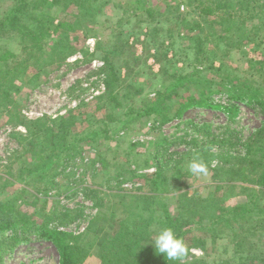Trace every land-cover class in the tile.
I'll list each match as a JSON object with an SVG mask.
<instances>
[{
  "label": "rangeland",
  "instance_id": "rangeland-1",
  "mask_svg": "<svg viewBox=\"0 0 264 264\" xmlns=\"http://www.w3.org/2000/svg\"><path fill=\"white\" fill-rule=\"evenodd\" d=\"M11 3L0 0V14ZM202 3L208 0L63 1L50 9L54 26L64 23L46 46L59 42L61 53L35 46L31 50L32 42L22 32L8 30L0 36V56L13 51L9 59L27 62L14 75L20 87L14 96L26 118H48L50 123L81 106L82 126L105 124L111 129L98 140L82 142L84 152L64 166L55 182L46 177L31 186L16 173L22 147L15 133L27 129L0 105V199L11 196L8 184L29 187L35 196L21 199V210L38 226L78 236L88 253L82 264L103 263L98 237L124 217L123 198L142 194L157 196L174 215L192 217L194 234L205 239L204 246L177 260L182 264L200 259L241 264L236 233L247 252L255 244L247 264H264L263 216L253 228L252 223L242 225L251 221L242 214L217 224L215 206L186 202L187 196H217L218 208L255 201L264 212L262 167L242 170L262 155L248 153L247 143L264 125V107L259 100L234 98L235 83L226 79L247 78L259 86L264 82V0H222L224 6L211 16L202 15ZM229 13L242 17L231 25ZM12 76L6 74L7 80ZM166 88H172L166 101L174 111L186 102L202 107H191L168 122L144 114L145 104ZM260 141L264 139L256 134L252 143L259 146ZM194 157L207 165L206 176L189 171ZM165 160L170 163L162 172L167 182L160 181L157 189L153 173L159 170L158 161ZM217 185L223 186L216 190ZM162 209L153 210V233L162 228ZM41 233L29 230L11 241L10 231L0 232V243L7 244L0 250V264H60L58 248Z\"/></svg>",
  "mask_w": 264,
  "mask_h": 264
},
{
  "label": "trees",
  "instance_id": "trees-1",
  "mask_svg": "<svg viewBox=\"0 0 264 264\" xmlns=\"http://www.w3.org/2000/svg\"><path fill=\"white\" fill-rule=\"evenodd\" d=\"M67 0H12V3L8 5L5 11L0 14V36L8 30L22 32L25 37H28L32 42L29 47L31 50L37 47L38 49L54 53H61L63 50L61 43L55 42L52 46H47V40L51 37L54 29L61 26H54L55 20L50 15V9L55 5H59ZM94 3L101 0H90ZM252 0H249V2ZM257 0H253L256 2ZM106 2V1H105ZM224 6L222 0H208V3H202L201 13L205 16H211L216 14ZM248 7V5H245ZM238 13V11H237ZM235 15L229 13V24H235L238 22L241 15ZM48 15L50 19L48 20ZM67 25L66 23L62 26ZM5 32V33H6ZM232 32V29H229ZM199 56L203 52L201 44L198 45ZM32 52V51H31ZM52 53L50 55H52ZM13 51H7L4 55L0 56V105L4 108L3 113L9 115V118L16 117L18 121L16 124H23L27 132H16L15 137L18 138L22 147L20 154V167L17 168V175H19L21 181L29 183L31 186L35 180H42L49 177L52 182H55L58 175L64 170V166L69 163L74 156L83 151V147L79 148L82 142L87 140H98L102 136L109 135L111 129L109 126L103 125H89L87 127L82 126V120L84 113L80 110L81 106L71 111L67 115L61 116L57 119L47 122L48 118L41 119H28L20 110V103L15 98L14 94L18 92L19 86L16 84L14 75H17L22 70V66L26 63L22 61H12L10 56H15ZM67 54L64 55L63 59ZM14 62V64H13ZM44 61H41L42 64ZM264 65V62H263ZM6 74L13 75V78L7 80ZM229 78V79H228ZM227 80L233 84L231 91L234 92L233 97L240 99H254L258 104L264 107V82L263 84L256 85L253 81L247 78L231 77L227 76ZM172 88H166L165 91L159 92L158 96L145 104L144 114L157 115L163 118V122H168L173 117H182L183 113L191 107H202L199 103L186 102L184 105L180 104L173 110V106L167 103L166 99L170 96ZM108 93L100 96L99 98L107 96ZM264 111V108H263ZM143 112V111H140ZM141 115V113H140ZM9 119V120H10ZM78 124L80 127L78 128ZM258 139H264V125L257 129ZM253 134V138H250L247 143L248 153H260L258 159L255 156L250 160V163L242 168L243 173L248 170L249 165L257 164L262 167L261 189L264 186V142L261 145L252 143L256 135ZM250 156V155H249ZM160 160V159H159ZM165 161H158L159 170L153 175L154 187L158 189L160 181L167 182L166 178H163L162 172L164 171ZM60 165V166H59ZM255 167V165H254ZM256 168V167H255ZM18 177V178H19ZM6 185V188H11L9 194L11 196L5 199H0V232L10 231L12 233V239L17 238L18 234L22 236L27 234L29 230L42 231L41 235L47 236L58 248L60 252V264H82L83 256L85 253L84 246L80 243L78 236H73L70 233L60 232L57 230H51L46 225L38 226L37 223L31 220V215L22 211L18 202L22 199L23 202H27L26 195L32 194L29 187L22 188L21 190L11 183ZM223 185H217L216 190H220ZM34 188V187H32ZM6 190V189H5ZM3 191L0 192V196ZM257 194V193H256ZM142 195H130V198H123L121 204L124 209V217L116 221V225L111 229L104 232L103 235L98 237L99 258L103 263L101 264H182L180 261L172 260L167 261L163 255H158L151 243L159 232L166 228H171L176 236L182 239L188 249V253L191 248L196 246H204L205 239L203 237H197L190 225L193 223L192 217H186L183 213L174 215L169 206L161 201L157 196L155 199L150 196ZM217 195V194H216ZM35 196V195H34ZM37 196V195H36ZM127 196V195H126ZM217 196H207L202 198L201 196H187L186 202L190 203H203L204 207L209 208L215 206L219 211L216 215L215 223H221L226 220L229 222V215L235 216L236 214H242L243 218H248L249 221L242 223V225L251 224L252 228L256 225L261 216L264 217V212L259 208L257 202H250L246 204H239L228 208L222 206L218 208L214 203L217 202ZM34 201V200H32ZM215 201V202H213ZM252 201V200H251ZM162 207V218L158 222L162 225V228L157 233L151 231V225L154 221L153 210L155 208ZM31 222V223H30ZM211 227V226H210ZM210 227H206L207 231ZM5 243H8L4 241ZM235 249L236 255L241 264H247L250 261V256L253 247L247 252L244 249V239L240 234H235ZM7 244L0 243V250H3ZM93 246V244L91 245ZM86 254V255H84ZM252 257V256H251ZM249 260V261H248ZM202 263L209 264L204 259L196 260L191 264Z\"/></svg>",
  "mask_w": 264,
  "mask_h": 264
},
{
  "label": "clouds",
  "instance_id": "clouds-1",
  "mask_svg": "<svg viewBox=\"0 0 264 264\" xmlns=\"http://www.w3.org/2000/svg\"><path fill=\"white\" fill-rule=\"evenodd\" d=\"M188 168L192 175L206 176L208 174L207 165L199 157H194ZM151 245L155 252L163 255L167 261L180 260L188 254L184 241L178 238L171 228L159 232Z\"/></svg>",
  "mask_w": 264,
  "mask_h": 264
}]
</instances>
